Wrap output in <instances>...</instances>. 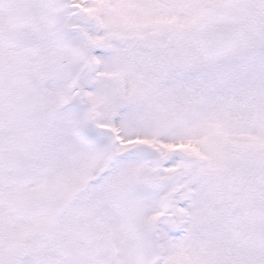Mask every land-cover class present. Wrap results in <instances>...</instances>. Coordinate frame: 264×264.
I'll list each match as a JSON object with an SVG mask.
<instances>
[{"label": "snow or ice", "instance_id": "snow-or-ice-1", "mask_svg": "<svg viewBox=\"0 0 264 264\" xmlns=\"http://www.w3.org/2000/svg\"><path fill=\"white\" fill-rule=\"evenodd\" d=\"M0 264H264V0H0Z\"/></svg>", "mask_w": 264, "mask_h": 264}]
</instances>
